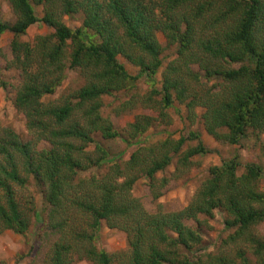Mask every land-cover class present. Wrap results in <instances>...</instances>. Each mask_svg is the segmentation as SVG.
Listing matches in <instances>:
<instances>
[{"label": "trees", "instance_id": "obj_1", "mask_svg": "<svg viewBox=\"0 0 264 264\" xmlns=\"http://www.w3.org/2000/svg\"><path fill=\"white\" fill-rule=\"evenodd\" d=\"M10 4L15 21H0V35H13L9 68L21 77L13 105L26 120L29 138L24 140L13 127L0 126V235L8 231L25 235L44 226L57 237L48 257L42 261L35 257L29 264H238L212 256L204 263L182 250L192 253L202 244L200 227L188 223L200 224V216L212 217L221 210L227 215L226 229L234 230L230 240L246 239L256 246L258 264H264V240L249 234L251 227L264 222V194L258 185L263 173L256 165H248L242 175L237 174L236 159L214 167L212 178L182 211L151 214L133 196L135 184L149 179L158 198L171 179L159 181L157 174L174 157L184 166L208 150L200 142L184 153V137L141 144L156 119L137 116L124 138L129 146H139L129 161L112 165L103 175L82 177L109 161L108 151L99 144L88 151L95 135L107 140L122 137L102 115L104 98L134 91L141 77L149 94H133L123 111H132L138 103L161 104L159 109L165 110L175 101L187 110L201 104L207 110L205 129L217 140L237 145L249 128L263 133L264 24L259 22L264 0H11ZM38 6L44 8L42 18ZM77 15L82 25L74 30L64 17ZM38 23L54 29V34L39 36L34 44L22 42ZM157 32L176 48L161 89L156 76L163 66V49ZM119 56L140 67L139 75L132 76ZM237 63L243 65L227 66ZM69 70L77 71L85 85L58 101L47 99ZM213 78L222 82L219 92H211L203 82ZM224 129L228 133H222ZM32 182L42 189L41 210L28 191ZM104 223L126 234L127 253L113 256L98 247ZM241 259V264H250L244 255Z\"/></svg>", "mask_w": 264, "mask_h": 264}, {"label": "rangeland", "instance_id": "obj_2", "mask_svg": "<svg viewBox=\"0 0 264 264\" xmlns=\"http://www.w3.org/2000/svg\"><path fill=\"white\" fill-rule=\"evenodd\" d=\"M11 0H0V21L14 22L15 16L11 9ZM39 18L44 16V8L36 7ZM66 25L72 29H77L82 25V18L78 15L70 18L64 17ZM264 24V14L260 20ZM54 34V29L47 27L44 23H38L29 28L27 34L21 38L22 42L34 44L39 36H49ZM158 42L162 45L163 66L159 69L156 76L157 88L161 89L164 71L168 64L176 58V48L169 47L164 33L157 32ZM13 35L5 33L0 35V126L13 127L14 130L24 139L29 138L26 129V120L22 114L17 112L13 105V99L17 87L20 85L21 77L18 70L9 68L12 62L11 41ZM71 44V42H70ZM71 53V48L69 49ZM118 60L123 64L132 76H138L140 67L134 66L125 57L119 56ZM69 65V59L67 60ZM243 64L227 65L230 69H238ZM195 69L198 68L195 66ZM207 83V88L211 92H219L222 89V82L219 78L203 79ZM84 79L77 71H67L66 78L62 85L51 96V101H58L62 95L75 91L83 87ZM6 84V87H4ZM150 92V87L144 77L137 81V88L132 92L117 93L112 97L104 98V107L102 115L108 118L114 128L122 137L113 140H107L101 134L95 135V144H92L88 151L93 152L96 144L103 146L109 153V161L98 169L83 174L82 177H91L103 175L114 164H124L129 161L131 155L139 146H129L124 138L128 137L129 127L135 122L137 116H149L156 119L152 128L141 137V144L151 145L164 142L168 139L178 141L186 138L187 141L182 151L185 153L190 149L197 148L200 142L208 150L206 155L198 154L191 157L189 164L181 166L178 158H173L172 163L167 169L157 174L161 181L163 178L171 179L170 183L161 190L157 198L151 188V181L147 178H141L133 188V196L141 201L144 208L151 214L158 212L172 213L179 212L186 208L198 189L209 179L212 178L211 170L214 167H222L225 162L237 160L239 162L238 175L246 172L248 165H256L261 168L262 176L259 179V190L264 194V132H258L249 128L247 136L237 145H232L221 140H217L210 135L204 126L203 116L206 114V108L198 104L192 110H187L185 106L177 101L168 109H159L161 104L156 107H145L142 103L132 106V111H123L125 102L132 99V95L146 96ZM156 99L159 101L162 96ZM207 99V98H206ZM205 101V99H203ZM162 112L164 115H162ZM222 133H228L227 130H221ZM198 136L199 139H195ZM172 156V155H171ZM178 168V169H177ZM176 177H179L176 179ZM173 178V179H172ZM160 182L158 183V186ZM28 191L33 193L39 210L43 208L42 189L34 182ZM256 206V205H255ZM227 215L221 210H215L212 217L200 216V224L189 222L188 225L195 227L201 236L202 244L193 252H183L190 258H195L200 262H206L209 256L211 258H228L242 263V255L250 261V264H258L256 246H252L243 239L233 242L230 240L234 230H227L225 226ZM43 224V223H42ZM40 224V225H42ZM249 234H255L256 237L264 240V222L251 227ZM245 237V236H244ZM247 238V236L245 237ZM57 240L52 232L41 228H31L25 235H20L8 231L0 235V264H29L33 258L37 257L42 261L48 257L51 244ZM98 247L105 250L110 255L125 254L128 251L127 236L124 232L109 228L106 223L102 225ZM74 264H92L88 261H78ZM114 264H118L117 261ZM121 264V263H120ZM123 264V263H122Z\"/></svg>", "mask_w": 264, "mask_h": 264}]
</instances>
